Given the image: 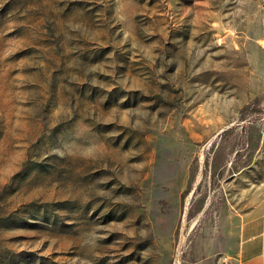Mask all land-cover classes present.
<instances>
[{"label":"rangeland","instance_id":"374dc122","mask_svg":"<svg viewBox=\"0 0 264 264\" xmlns=\"http://www.w3.org/2000/svg\"><path fill=\"white\" fill-rule=\"evenodd\" d=\"M253 215L264 0H0V264H236Z\"/></svg>","mask_w":264,"mask_h":264},{"label":"crops","instance_id":"0c3cea01","mask_svg":"<svg viewBox=\"0 0 264 264\" xmlns=\"http://www.w3.org/2000/svg\"><path fill=\"white\" fill-rule=\"evenodd\" d=\"M241 231L242 241L235 258L236 264H264V218L248 217Z\"/></svg>","mask_w":264,"mask_h":264}]
</instances>
